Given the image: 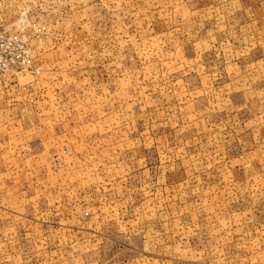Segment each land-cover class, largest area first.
<instances>
[{
	"label": "rangeland",
	"instance_id": "rangeland-1",
	"mask_svg": "<svg viewBox=\"0 0 264 264\" xmlns=\"http://www.w3.org/2000/svg\"><path fill=\"white\" fill-rule=\"evenodd\" d=\"M0 264H264V0H0Z\"/></svg>",
	"mask_w": 264,
	"mask_h": 264
},
{
	"label": "built area",
	"instance_id": "built-area-1",
	"mask_svg": "<svg viewBox=\"0 0 264 264\" xmlns=\"http://www.w3.org/2000/svg\"><path fill=\"white\" fill-rule=\"evenodd\" d=\"M5 70L31 72L33 60L18 35L0 31V71Z\"/></svg>",
	"mask_w": 264,
	"mask_h": 264
},
{
	"label": "crops",
	"instance_id": "crops-1",
	"mask_svg": "<svg viewBox=\"0 0 264 264\" xmlns=\"http://www.w3.org/2000/svg\"><path fill=\"white\" fill-rule=\"evenodd\" d=\"M33 69H34V65H33ZM33 71L38 72V69L36 68V69L33 70ZM33 71H31V72H26V73H32ZM33 73H34V72H33Z\"/></svg>",
	"mask_w": 264,
	"mask_h": 264
}]
</instances>
